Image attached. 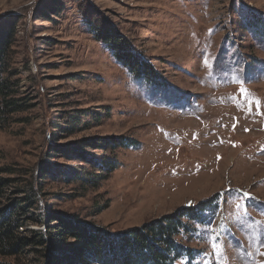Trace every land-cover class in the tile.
<instances>
[{
  "label": "rangeland",
  "instance_id": "rangeland-1",
  "mask_svg": "<svg viewBox=\"0 0 264 264\" xmlns=\"http://www.w3.org/2000/svg\"><path fill=\"white\" fill-rule=\"evenodd\" d=\"M88 19L153 65L165 87L118 64ZM261 23L264 0H0V34L12 35L13 99L26 105L0 124V168L14 171L0 177L16 181L0 213L32 186L36 216L50 206L112 234L197 209L190 234L178 238L193 253L176 264H264ZM76 110L108 116L68 136L62 119ZM113 137L138 144L105 152L118 168L99 189L58 172L40 183L45 163L70 175L82 168L53 156L54 143ZM21 263L46 259L40 252Z\"/></svg>",
  "mask_w": 264,
  "mask_h": 264
},
{
  "label": "trees",
  "instance_id": "trees-1",
  "mask_svg": "<svg viewBox=\"0 0 264 264\" xmlns=\"http://www.w3.org/2000/svg\"><path fill=\"white\" fill-rule=\"evenodd\" d=\"M87 23L95 39L109 48L118 64L151 86L159 89L165 87L158 72L154 71V66L144 63L141 55L133 53L110 30H101L89 19ZM259 26L264 27V24ZM259 26L254 25L252 30ZM11 47L12 35L7 31L1 32L0 124L5 123L11 114L23 111L26 107L20 100L17 102L13 99L17 92L6 68ZM104 114L90 113L88 110L66 113L62 119L65 126L60 131L68 136L84 132L91 129V123L99 126L108 116ZM137 144V141L123 137L87 138L67 145L54 143L53 156L60 155L67 161L82 165V168L72 176L67 170L53 169L50 162L45 163L38 173L42 179L40 183H46L58 172V175L68 177V180L79 183L88 190H97L118 168V159L107 157L105 152L109 150L113 156L118 149L137 147ZM99 151L105 154L98 157ZM3 174L12 175L14 171L0 168V176ZM15 182L14 179L0 177V201ZM32 187L31 191H19L23 192L20 194L24 197L11 200L0 213V264H22V257L26 258L34 253L38 255L40 252H43L46 264H176L184 253H193L192 248H186L178 238H184L182 234H190L191 222L197 217V209L185 210L141 227L112 234L91 224L82 223L77 218L50 213V206H46L36 216L33 211L39 210L36 201L38 194L35 187ZM104 209L105 207L102 208ZM24 226H40L44 229L25 233L22 231ZM68 246L70 247L67 248ZM9 259L12 262H6Z\"/></svg>",
  "mask_w": 264,
  "mask_h": 264
},
{
  "label": "snow or ice",
  "instance_id": "snow-or-ice-1",
  "mask_svg": "<svg viewBox=\"0 0 264 264\" xmlns=\"http://www.w3.org/2000/svg\"><path fill=\"white\" fill-rule=\"evenodd\" d=\"M205 65H206V66H209L207 60H205ZM209 67H210V66H209ZM242 92H244V93L246 94V90H243V89H242ZM256 104H257V106H259V101H257ZM245 195H247V194H245ZM190 206H191V205H190ZM236 206L239 208V207H240V204L237 203ZM216 247H217V246L214 245V249H215ZM262 255H264V253H262Z\"/></svg>",
  "mask_w": 264,
  "mask_h": 264
}]
</instances>
